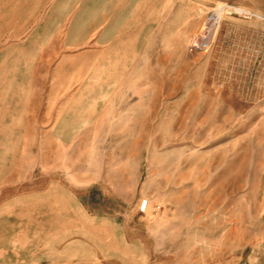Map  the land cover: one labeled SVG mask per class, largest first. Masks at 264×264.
Returning <instances> with one entry per match:
<instances>
[{
  "label": "crops",
  "instance_id": "obj_1",
  "mask_svg": "<svg viewBox=\"0 0 264 264\" xmlns=\"http://www.w3.org/2000/svg\"><path fill=\"white\" fill-rule=\"evenodd\" d=\"M188 1L191 15L172 27H187L184 61L197 5L264 14L247 0ZM171 6L172 0H0V264L137 260L132 248L120 247L137 244L126 240L128 226L99 203L133 196L138 185L137 176L108 174V134L142 130L131 123L111 130L108 115L118 99L130 102L149 89L147 77L139 81L140 64L149 61H140V37Z\"/></svg>",
  "mask_w": 264,
  "mask_h": 264
},
{
  "label": "rangeland",
  "instance_id": "obj_2",
  "mask_svg": "<svg viewBox=\"0 0 264 264\" xmlns=\"http://www.w3.org/2000/svg\"><path fill=\"white\" fill-rule=\"evenodd\" d=\"M247 2L264 10V0ZM189 3L172 0L140 37L149 89L115 101L108 128L142 131L107 139L108 174L138 185L99 206L137 241L120 245L133 264H264V14L226 15L211 48L184 61L187 27H172L191 15Z\"/></svg>",
  "mask_w": 264,
  "mask_h": 264
},
{
  "label": "built area",
  "instance_id": "obj_3",
  "mask_svg": "<svg viewBox=\"0 0 264 264\" xmlns=\"http://www.w3.org/2000/svg\"><path fill=\"white\" fill-rule=\"evenodd\" d=\"M231 14L246 15L247 12L243 8L224 3H213L205 10H198L197 16L200 19L199 28L196 34L189 40V50L194 53L207 52L215 42L223 18ZM144 205L145 203L142 204V209Z\"/></svg>",
  "mask_w": 264,
  "mask_h": 264
}]
</instances>
